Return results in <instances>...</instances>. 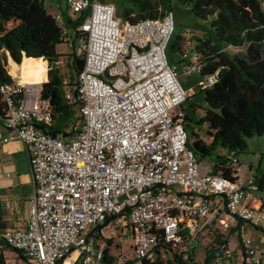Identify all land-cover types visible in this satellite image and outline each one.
<instances>
[{
  "label": "built area",
  "instance_id": "1",
  "mask_svg": "<svg viewBox=\"0 0 264 264\" xmlns=\"http://www.w3.org/2000/svg\"><path fill=\"white\" fill-rule=\"evenodd\" d=\"M67 6L69 18H84L73 28L57 16L62 41L84 60L76 77L62 75L81 124L53 135L43 127L54 126L56 114L40 85H1L4 142L27 147L34 192L27 219L0 231V240L32 264H61L72 250L74 264H166L172 256L189 263L209 231L221 235L211 264H264V251L242 235L245 224L264 233L257 180L242 177L237 152L215 173L190 148L182 79L202 75L206 63L198 51L170 62L174 12L132 23L118 17L116 0ZM219 73L202 75V87H213ZM13 206L20 211L18 200ZM123 217L131 244L113 255L107 234Z\"/></svg>",
  "mask_w": 264,
  "mask_h": 264
},
{
  "label": "trees",
  "instance_id": "2",
  "mask_svg": "<svg viewBox=\"0 0 264 264\" xmlns=\"http://www.w3.org/2000/svg\"><path fill=\"white\" fill-rule=\"evenodd\" d=\"M130 1L139 13L134 9H124V21L136 23L148 18L157 19L161 17L157 14V7H162L165 13L173 11L175 1L190 6L196 17L211 21L212 28L206 33L205 40L200 41L198 52L204 56L206 63L202 75L218 70L220 73L214 86L201 92L204 116L197 122L207 125V136L211 141L200 138L193 130L192 136H189L190 148L200 158L218 148L228 149L232 154L245 150L248 138L264 136V0H159V6L151 0ZM83 19L74 21L68 18V24L76 28ZM62 43L61 24L56 16L47 11L43 0H0V87L15 82L10 74V58L23 67L33 63L35 67L31 74L32 79L34 74V82L41 76L46 78V72H40L41 65L36 63L42 59L48 81L40 84V96L49 100L56 114L55 125L43 129H48L53 135L66 134L69 125L80 120L75 118L73 104L65 98L62 73L57 65L61 56L58 46ZM177 44L175 40L170 48L175 50ZM230 50L235 53H230ZM69 67L72 75L79 74L84 60L73 55ZM185 109L187 121L191 122L192 108L185 105ZM5 119L6 105L0 92V123ZM188 128H192L190 124H187ZM226 162L218 157L214 172L223 169ZM257 183L263 191L264 175L257 179ZM0 227L2 230L5 228L1 203ZM6 252L23 257L0 240V264H7ZM112 259L110 256L106 260L111 262ZM212 261V252H208L204 264H211ZM166 264L188 263L172 256Z\"/></svg>",
  "mask_w": 264,
  "mask_h": 264
},
{
  "label": "rangeland",
  "instance_id": "3",
  "mask_svg": "<svg viewBox=\"0 0 264 264\" xmlns=\"http://www.w3.org/2000/svg\"><path fill=\"white\" fill-rule=\"evenodd\" d=\"M43 1L47 11L50 14L55 16L65 13L66 15V11L68 10L67 0H43ZM151 1L155 3L157 6H159V0H151ZM116 7L118 10V17H120L122 20H123L122 13L124 9L128 8V9H134L135 12L138 11L135 4L132 3L130 0H116ZM172 10L174 12L176 19V31L173 42L177 40L178 42L177 46L181 45V47H183L184 50L188 49L190 46L188 44V42L191 41L190 37H194L197 41H199L201 38H199L198 34L207 33L208 30H211L212 28L210 20L209 21L202 20L196 17L191 11L190 6L188 5L175 1ZM165 11L166 10L162 9V7L160 6L157 7L158 16L161 17L164 16ZM187 30H191L193 36L188 35ZM178 35L181 36L187 35V37H181ZM181 39L183 40L182 43H180ZM169 52L173 53V50L170 48ZM58 53L61 56L59 58L57 65L60 67L62 75L70 73V67L68 64L73 60V55H77L78 57H81V55L78 54L77 49L75 47L65 43H62L58 46ZM230 53L233 54L235 52L230 50ZM20 67H21L20 65H17L15 63L12 64V68H16L20 73V78L21 77L23 78V76L26 75V73L30 72L32 69L31 65H28L26 67L22 66L21 68ZM44 69L45 68L43 66L42 69H39V71L43 72ZM46 76H48V74ZM73 76L76 77V74H73ZM46 80L47 77L45 78L44 76H41L39 79H36V82L33 84H40L44 81L46 82ZM25 81L28 82L27 79ZM189 81L190 79H184L183 82H189ZM190 86L191 85H189V87ZM189 87L186 86V88H188L189 90L188 91L189 100L185 104L186 106L192 108L193 111V113H190L191 118L193 120L189 122V124L192 127V128H188L189 136L190 137L192 136L191 133L194 130L195 133L199 134L200 138H203L207 142H210L211 140L207 136V128H208L207 125L197 124L198 120L204 116V108H205V105L202 102L201 92L203 91L204 88L201 85V79L197 80L195 86H191L194 87V89ZM77 117H79V113L76 111L75 118ZM79 124H81V120H79L78 122L76 120L75 123L73 124L71 123L69 127L66 129V132L71 131L73 126L77 127ZM237 153L240 164L245 170V173L242 175V177L244 178L252 177L255 180H257L264 175V136H254L252 138H248L247 148L245 150L237 151ZM218 157L227 160L225 165L230 164L229 160L231 158V153L229 152L228 149L225 148H218L212 154L203 156L202 161L204 164H211L215 162L218 159ZM21 190L24 193H29L32 189L28 185H23L21 187ZM258 194L260 195L261 198L264 199V190L259 191ZM15 196L16 195L14 193L7 194L4 191L0 192V203L4 210V213L6 212L8 216H12L14 215V213L15 214L17 213L13 206V200ZM6 213L3 216V222L6 224V226H10L11 221L8 219V216L6 217ZM0 231H2L1 227H0ZM242 235L251 236L255 244L258 246V248L264 251L263 232L250 225L245 224V227L242 231ZM220 237L221 235L212 234L209 231H204L201 234V236L198 238L196 243L194 244L192 259L188 264H204L208 256V252H211L213 244ZM107 238H108L107 240L109 241V252L113 255H116L122 248L124 249L129 248L131 244V235H130L129 220L127 219V217H123L120 220V227L116 229H112L107 234ZM259 242H261V244H259ZM5 257L7 264H15V262L20 263L19 262L20 258L16 254L8 252L7 254H5Z\"/></svg>",
  "mask_w": 264,
  "mask_h": 264
},
{
  "label": "crops",
  "instance_id": "4",
  "mask_svg": "<svg viewBox=\"0 0 264 264\" xmlns=\"http://www.w3.org/2000/svg\"><path fill=\"white\" fill-rule=\"evenodd\" d=\"M55 16L57 17L58 15H55ZM64 16L66 18V23H67V20L69 18L67 12H66V15L64 13ZM205 35H206V33L198 34L199 38H201L199 41H197L194 37H190L191 41L188 42V44L190 45L188 49L184 50L183 47H181V45H180V46H176L177 50L175 49V50H173V53L172 52L170 53L169 52L170 47L174 43L173 42L174 36H173L169 50H168L170 62L173 64L181 65L183 53L184 52H191V51H198V46H200V41L205 40V37H206ZM178 36H181V35H178ZM181 37H187V35L181 36ZM182 39H181L180 43H182V41H183ZM40 60H41V62H36V61L35 62L39 63L41 65L39 67V69H42L44 64L42 62V59H40ZM9 62H10L9 63L10 74L15 78L16 81H21V82H24L25 84L35 83L34 82V74H33V82L32 83L26 82L23 78H20L18 72H15L12 69V64L13 63L17 64V63L14 60H12L11 58H10ZM42 64H43V66H42ZM17 65H19V64H17ZM30 65L32 67L30 72H32L35 66L33 65V63H31ZM20 66H21V64H20ZM44 68H45V66H44ZM45 69H44V71L46 72V75H47L48 73ZM46 77H47L46 81H48V76H46ZM184 79H190V81L189 82H183ZM198 79H201V84H202L204 81V77L202 75H199V74H196L191 78H183L182 79L183 86L185 87L186 90H188V88H186V86L187 87H189V85L195 86ZM40 84H34V85L39 86ZM191 86L189 88L194 89V87H191ZM193 89H191V90H193ZM189 122L190 121H188V124H189ZM6 136H7V130L5 128L4 122H1L0 123V162H2L3 164L0 163V192L4 191L7 194L14 193L16 196L14 197L13 202L18 200L20 202V205H21L20 211L17 212L16 214L14 213V215H12V216H8V214L5 212L6 217L8 216V219L11 221L10 222L11 225L6 226V224H5V226H6L5 228H13V227H20L24 223V221L27 219L28 202H29V199L31 198V196L34 192V184H33V179H32V174H31L30 157H29V152H28L27 147L22 142H19V141H11V142H7V143L4 142V138ZM199 158H200V156H199ZM200 161H201V164L203 166H206V167L213 166L216 163V161H215L211 164H204L202 161V158H200ZM23 185L30 186V188L32 190L29 193H24L21 190V187ZM5 213L3 210V216ZM259 244H261V242H259ZM7 253L8 252H6L5 254H7ZM11 253H13V252H11ZM73 253L70 254V256H68V258L66 259L64 264H67V260L73 256ZM13 254H16V253H13ZM17 256L20 258V261H19L20 263L15 262V264H32L25 257H20L19 255H17ZM78 257H79V254H78L77 258L72 261V264L75 263V261L78 259Z\"/></svg>",
  "mask_w": 264,
  "mask_h": 264
},
{
  "label": "bare ground",
  "instance_id": "5",
  "mask_svg": "<svg viewBox=\"0 0 264 264\" xmlns=\"http://www.w3.org/2000/svg\"><path fill=\"white\" fill-rule=\"evenodd\" d=\"M12 69H13L15 72H18V70H17L16 68H12ZM18 74H19V76H20V73H19V72H18ZM21 78H22V77H21ZM23 79H25V80L27 79V81L30 82V83L33 82L31 72L26 73V75L23 76ZM23 83H24V82H23ZM24 84H25V83H24ZM77 256H78V252L76 251V252L73 253V256L67 260V264H72V261H73L74 259H76Z\"/></svg>",
  "mask_w": 264,
  "mask_h": 264
}]
</instances>
